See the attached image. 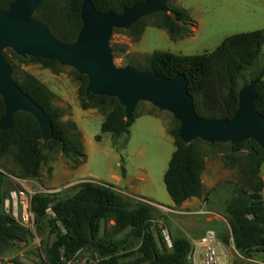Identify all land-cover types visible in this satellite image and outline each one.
Segmentation results:
<instances>
[{
  "label": "trees",
  "instance_id": "trees-1",
  "mask_svg": "<svg viewBox=\"0 0 264 264\" xmlns=\"http://www.w3.org/2000/svg\"><path fill=\"white\" fill-rule=\"evenodd\" d=\"M15 0H0V9H6ZM144 0H92L102 13L121 14L123 9ZM83 0H41L36 17L46 23L53 33L65 42H73L82 26ZM171 14H156L140 20L130 30V37L139 40L153 19V27L164 29L170 39L190 37L195 22L187 9L171 6ZM120 32V30H115ZM264 30L239 33L226 37L211 53L184 56L165 51H154L140 65L131 64L138 71H152L165 78L184 74L188 90L194 97L196 111L206 119H229L238 107L239 91L247 84L248 77L264 75ZM5 59L13 66L14 80L42 109L52 117L54 139L41 141V128L28 113L14 116L12 127L0 129V249H11L16 244L29 241V231L3 210L10 191L9 178L2 162L12 158L21 179L38 180L47 159L45 149L59 150L71 169L86 162L82 132L74 121H63L66 110L54 102V93L34 75L18 71V65L42 64L53 69L62 66L55 61L23 58L8 50ZM249 73V75H247ZM80 82L78 99L83 110H97L105 119L102 133H110L113 145L122 151L128 144L130 129L137 118L133 114L125 120V108L116 98L87 94L88 79L73 71ZM244 84V85H245ZM256 109L264 116V80L258 86ZM5 114L0 96V120ZM147 115H151L148 113ZM179 122L174 118L168 129L174 140L175 151L164 175V183L175 206L179 207L191 198L205 194L203 175L206 157L223 149L227 166H238L241 184L226 206L227 219L235 249L246 259L254 253L264 252V183L260 179L264 164V151L253 141L239 145H210L196 141L186 145L179 138ZM102 137L96 136L100 142ZM206 148V149H205ZM208 148V149H207ZM245 154V157H241ZM142 199H145L142 197ZM134 205L117 190L103 182L88 180L76 187L73 195L62 197L60 193L37 194L31 201L36 214L38 229L49 228L55 240L44 249L45 259L38 264H72L84 251H91L94 264H189L192 245L185 237L172 239V246L155 233L156 207L148 199ZM151 202V201H150ZM48 209L52 216L49 217ZM227 242L228 239H225ZM9 264H24L19 259ZM93 264V263H92Z\"/></svg>",
  "mask_w": 264,
  "mask_h": 264
},
{
  "label": "rangeland",
  "instance_id": "rangeland-1",
  "mask_svg": "<svg viewBox=\"0 0 264 264\" xmlns=\"http://www.w3.org/2000/svg\"><path fill=\"white\" fill-rule=\"evenodd\" d=\"M169 4L189 11L192 20L196 23L193 27L194 34L172 41L166 30L152 26L153 19L147 21L148 27L139 40L130 37L124 32L125 30L114 32L111 46L116 65L138 66L154 51L184 56L211 53L228 36L264 30V0H169ZM263 61L264 53L261 63ZM17 65L20 73L27 72L34 75L54 93L55 104L66 110L63 121H74L79 125L87 158L83 165L73 170L59 150L50 151L46 148L47 159L42 165L41 177L38 180L21 179L12 158L2 162L6 167L4 171L8 175L10 184L3 210L24 226L30 236L28 242L16 244L11 249H0V264H9L15 259H19L24 264H38L45 259L44 249L55 240V234L49 228L38 229L36 216L33 222L28 219L34 195L57 191L56 193H60L62 197L70 196L76 192V187L80 183L88 180L115 185L113 175L123 179L120 185L123 190L119 188L117 190L131 205L146 201L145 199L152 201L148 202L157 209L154 212V223L160 244L161 237L167 242L168 248L175 237L182 236L189 240L196 237L189 226L181 224L177 210L166 212L163 209L164 206L173 208L174 205L164 183V175L175 150L173 139L167 132V129L173 126L172 114L160 112L149 103H141L136 113L144 114L141 116L143 118L138 122L135 121L130 129L127 146L122 151H118L113 145L112 135L101 132L105 117L95 109L81 108L78 99L80 82L73 74V69L62 66L57 68L56 72L39 63ZM251 79L253 78L248 77L247 83ZM244 84L242 83L243 86ZM148 113L156 117H148L146 115ZM98 135L102 137L100 142L96 141ZM140 150L143 151L141 155L138 154ZM241 157L244 158L245 154H241ZM227 161L222 148H217L214 155L206 157L203 182L208 204L205 206L214 215L188 216L191 217L192 227L206 224L208 219L216 218L217 213L224 217L227 203L233 198L236 187L241 184L239 167H229ZM125 171L127 179L124 178ZM260 179L264 183V164ZM130 186H133V189ZM128 193L141 194L145 199ZM262 197L264 200V189ZM51 216L52 213H49V217ZM219 219L223 223L219 238L233 254L232 264H264V252L254 253L251 259H246L235 250L228 222ZM210 227L217 231L218 225L212 224ZM225 239L228 241L226 242ZM92 263H96L92 252L84 251L72 264Z\"/></svg>",
  "mask_w": 264,
  "mask_h": 264
},
{
  "label": "water",
  "instance_id": "water-1",
  "mask_svg": "<svg viewBox=\"0 0 264 264\" xmlns=\"http://www.w3.org/2000/svg\"><path fill=\"white\" fill-rule=\"evenodd\" d=\"M41 0H15L0 9V96L5 114L0 129L9 130L19 112L31 114L41 128V141L54 139L52 117L15 82L13 66L5 52L58 62L88 79L87 94L116 98L129 121L141 103L168 112L179 122V138L186 145L200 140L210 145H239L255 142L264 151V116L256 109L257 75L239 91L237 110L229 119H206L196 111L194 97L184 74L165 78L152 71L115 63L111 39L115 30H130L140 20L171 14L169 0H144L123 9L121 14L99 12L92 0H83L81 29L73 42L59 39L50 27L36 17Z\"/></svg>",
  "mask_w": 264,
  "mask_h": 264
},
{
  "label": "built area",
  "instance_id": "built-area-1",
  "mask_svg": "<svg viewBox=\"0 0 264 264\" xmlns=\"http://www.w3.org/2000/svg\"><path fill=\"white\" fill-rule=\"evenodd\" d=\"M56 192L57 191H47L49 194H54ZM163 209L166 212H175L174 209L168 207H163ZM48 213H52L51 209H48ZM195 214L214 215V213L208 210L206 206L197 211ZM35 216L36 214L31 208L28 213V219L33 222ZM231 241L233 243V240ZM190 242L192 249L188 256L189 264H232L233 254H231L224 242L219 239L215 230H208L200 238H191ZM171 246L172 244H170V247ZM233 248L235 249L234 243Z\"/></svg>",
  "mask_w": 264,
  "mask_h": 264
},
{
  "label": "crops",
  "instance_id": "crops-1",
  "mask_svg": "<svg viewBox=\"0 0 264 264\" xmlns=\"http://www.w3.org/2000/svg\"><path fill=\"white\" fill-rule=\"evenodd\" d=\"M147 115V114H146ZM148 117H156V116H153V115H147ZM141 118H143V117H139V118H137L136 119V122H138ZM136 122H134V123H136ZM78 125V124H77ZM78 127H79V125H78ZM80 128V127H79ZM167 132H168V129H167ZM169 134V133H168ZM173 139V138H172ZM173 143H174V140H173ZM175 151V150H174ZM143 153V151L142 150H140L139 152H138V154L139 155H141ZM169 167V166H168ZM166 173V172H165ZM204 176V175H203ZM113 178H114V180H115V182H116V184L114 185V184H112V185H114V186H116L117 188H119L120 190H123V187H121L120 185H122V181H123V179H121V177H117V176H115V175H113ZM124 178L125 179H127V175H126V171H125V173H124ZM204 183V182H203ZM204 187H205V185H204ZM130 188L131 189H133V186H130ZM128 194H131V195H137V196H139V197H144V196H142L141 194H138V193H136V194H133V193H128ZM206 197V195L204 194V196L203 197H201V198H191V199H189L188 201H186V202H184L181 206H179V207H177V206H175V204L173 205V208H171V209H174V210H177V212L179 213V215H180V217H179V219H180V221H181V224L183 225V224H185V225H187V226H189V228H191L193 231H194V233H195V238H200V237H202L208 230H215V229H213L212 227H210V225H212V224H217L218 225V228H217V234H218V237H219V233H221V230H222V224L223 223H221V221H220V219L219 218H222V220L224 221V222H228L227 220H226V218L225 217H223V216H221V214H219V213H217L216 214V218H214V219H208V221H206V224L204 223V225H202V226H200V225H194L195 227H192V223L190 224V218L191 217H188V216H196V212L197 211H199V210H201L205 205H207L208 204V201H207V199L205 198ZM150 201V200H149ZM152 202V201H151ZM154 204H158V203H155V202H153ZM158 205H160V204H158ZM161 206H163V205H161ZM164 207H166V206H164ZM169 208V207H168ZM228 225H229V223H228ZM205 226V227H204ZM230 226V225H229ZM231 229V228H230ZM221 237V236H220ZM220 239V238H219ZM221 240V239H220Z\"/></svg>",
  "mask_w": 264,
  "mask_h": 264
}]
</instances>
